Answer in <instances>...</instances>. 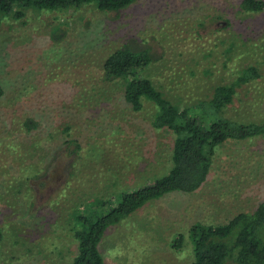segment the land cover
<instances>
[{
	"label": "rangeland",
	"instance_id": "rangeland-1",
	"mask_svg": "<svg viewBox=\"0 0 264 264\" xmlns=\"http://www.w3.org/2000/svg\"><path fill=\"white\" fill-rule=\"evenodd\" d=\"M241 2L26 8L22 19L0 23V264H71L74 212L100 211L90 199L115 198L170 169L173 132L151 125L149 103L133 111L121 86L100 79L106 55L129 39L152 49L148 75L181 106L256 67L260 76L237 88L224 115L264 119V9L246 11ZM26 117L38 122L31 134L20 127ZM66 139L77 140L78 153ZM263 199L264 140H227L200 188L150 199L108 226L103 264H192L191 224L225 223Z\"/></svg>",
	"mask_w": 264,
	"mask_h": 264
},
{
	"label": "trees",
	"instance_id": "trees-1",
	"mask_svg": "<svg viewBox=\"0 0 264 264\" xmlns=\"http://www.w3.org/2000/svg\"><path fill=\"white\" fill-rule=\"evenodd\" d=\"M135 1L0 0V23L9 16L22 19L26 8L68 11L94 3L101 11H119ZM240 5L246 11L264 9L262 0H242ZM151 50L149 46H141L137 39H129L106 55L101 65L100 79L107 86H121L122 98L133 111H139L145 102L149 103L155 110L151 125L173 132L175 138L170 169L136 188L119 190L115 198L109 195L90 199L100 200V211L74 212L72 235L76 249L71 264H103L99 245L108 226L150 199L171 191L193 192L200 188L208 178L218 145L227 140L255 137L264 140V119L260 122H243L224 115L237 88L260 76L256 67L248 66L233 81L217 84L208 98L181 106L165 93L166 84H156L148 75L149 67L157 58ZM3 94L0 83V97ZM20 127L24 133L31 134L37 129L38 122L26 117ZM64 144L70 154L80 150V144L75 139H66ZM188 238L192 247V264H264V199L251 211L238 212L225 223L191 224ZM181 239L182 235H178L175 245H180Z\"/></svg>",
	"mask_w": 264,
	"mask_h": 264
}]
</instances>
